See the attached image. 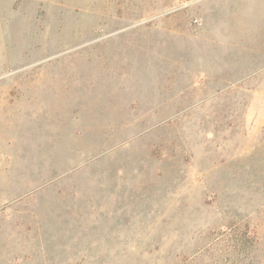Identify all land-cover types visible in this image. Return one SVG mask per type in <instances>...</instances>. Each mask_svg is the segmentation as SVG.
Instances as JSON below:
<instances>
[{"label": "rangeland", "instance_id": "374dc122", "mask_svg": "<svg viewBox=\"0 0 264 264\" xmlns=\"http://www.w3.org/2000/svg\"><path fill=\"white\" fill-rule=\"evenodd\" d=\"M0 264H264V0H0Z\"/></svg>", "mask_w": 264, "mask_h": 264}]
</instances>
